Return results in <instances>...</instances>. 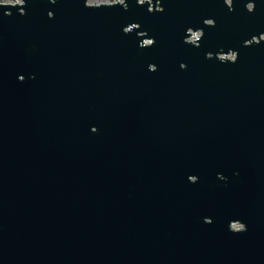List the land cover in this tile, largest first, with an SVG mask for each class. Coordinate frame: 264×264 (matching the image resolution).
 <instances>
[{"label":"water","instance_id":"1","mask_svg":"<svg viewBox=\"0 0 264 264\" xmlns=\"http://www.w3.org/2000/svg\"><path fill=\"white\" fill-rule=\"evenodd\" d=\"M90 1L0 4V264H264V0Z\"/></svg>","mask_w":264,"mask_h":264},{"label":"rangeland","instance_id":"2","mask_svg":"<svg viewBox=\"0 0 264 264\" xmlns=\"http://www.w3.org/2000/svg\"><path fill=\"white\" fill-rule=\"evenodd\" d=\"M140 1H142V0H140ZM15 2L20 3V0H15ZM15 2L13 0H4V3H7V4H14ZM113 2H114V0H100L98 2H92V3H90V5L111 4ZM199 35L200 34H197V36H199ZM191 42H193V41H191ZM229 58H230V56H229ZM234 228H236V227H234Z\"/></svg>","mask_w":264,"mask_h":264},{"label":"built area","instance_id":"3","mask_svg":"<svg viewBox=\"0 0 264 264\" xmlns=\"http://www.w3.org/2000/svg\"><path fill=\"white\" fill-rule=\"evenodd\" d=\"M13 1H15V0H13ZM98 1H100V0H93V1L88 2V4H90V3H92V2H98ZM139 1H140V0H139ZM0 4H7V3H4V0H0ZM197 37H198L197 34H195L194 36H192V37L189 39V41H194Z\"/></svg>","mask_w":264,"mask_h":264},{"label":"flooded vegetation","instance_id":"4","mask_svg":"<svg viewBox=\"0 0 264 264\" xmlns=\"http://www.w3.org/2000/svg\"><path fill=\"white\" fill-rule=\"evenodd\" d=\"M196 34H200V33H196Z\"/></svg>","mask_w":264,"mask_h":264}]
</instances>
